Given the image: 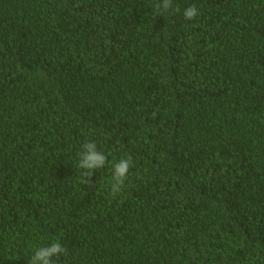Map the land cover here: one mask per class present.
I'll list each match as a JSON object with an SVG mask.
<instances>
[{
    "label": "trees",
    "instance_id": "1",
    "mask_svg": "<svg viewBox=\"0 0 264 264\" xmlns=\"http://www.w3.org/2000/svg\"><path fill=\"white\" fill-rule=\"evenodd\" d=\"M158 2L0 0V264H264V0Z\"/></svg>",
    "mask_w": 264,
    "mask_h": 264
},
{
    "label": "clouds",
    "instance_id": "2",
    "mask_svg": "<svg viewBox=\"0 0 264 264\" xmlns=\"http://www.w3.org/2000/svg\"><path fill=\"white\" fill-rule=\"evenodd\" d=\"M172 0H161L155 4L154 11L157 15L162 12L171 13L174 11ZM184 18L193 20L198 16V9L195 5H191L184 10ZM108 163L107 156L97 149V145L93 141L85 142L79 152V160L76 167L82 171L81 182L89 184L93 172L97 169H102ZM132 166L131 157L121 158L118 162L113 163L111 193L113 195L122 191L125 181L128 178V173ZM61 254L66 255V249L59 241L53 242L48 246H42L34 249L31 255L29 264H53V258H58Z\"/></svg>",
    "mask_w": 264,
    "mask_h": 264
}]
</instances>
